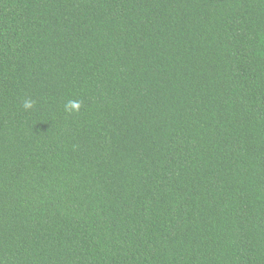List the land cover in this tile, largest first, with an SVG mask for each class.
I'll use <instances>...</instances> for the list:
<instances>
[{"label": "trees", "instance_id": "trees-1", "mask_svg": "<svg viewBox=\"0 0 264 264\" xmlns=\"http://www.w3.org/2000/svg\"><path fill=\"white\" fill-rule=\"evenodd\" d=\"M0 264H264V0H0Z\"/></svg>", "mask_w": 264, "mask_h": 264}, {"label": "clouds", "instance_id": "clouds-1", "mask_svg": "<svg viewBox=\"0 0 264 264\" xmlns=\"http://www.w3.org/2000/svg\"><path fill=\"white\" fill-rule=\"evenodd\" d=\"M34 101L31 99H25L22 102V107L24 110H29L33 108ZM81 107V104L79 101H69L67 104L64 105V110L68 113L72 112H78Z\"/></svg>", "mask_w": 264, "mask_h": 264}]
</instances>
